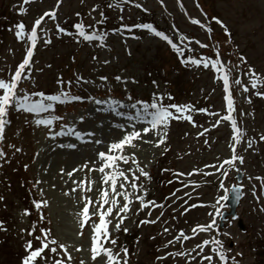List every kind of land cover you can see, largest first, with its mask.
<instances>
[{
    "label": "rangeland",
    "instance_id": "1",
    "mask_svg": "<svg viewBox=\"0 0 264 264\" xmlns=\"http://www.w3.org/2000/svg\"><path fill=\"white\" fill-rule=\"evenodd\" d=\"M9 2L12 4L14 0ZM57 2L34 0L24 5L22 0L18 5H10L9 13L1 14L8 20L5 24L0 23V79L11 80L29 46L26 41L17 40L15 25L23 23L28 33L36 19L55 10L56 19L45 17L38 29L40 39L32 65L25 70L30 78L22 79L18 95L40 92L57 95L71 90L67 92L70 96L82 99L54 104L53 112L40 117L9 110L10 124L5 128L3 143H0V150L6 154L0 159V225L3 229L0 230V264H22L28 254L25 251L28 241L34 249L40 247V241L35 237L40 236L42 230H50V239L67 246L73 258L70 264H81V260L84 264H102L103 258L91 260V227L85 226L83 235H78L80 217L77 215L84 207L82 197L97 199L96 188L101 174L87 170L76 171L71 178L67 174L85 164L89 168H98L101 163L99 152L107 153L109 145L122 139L126 132L150 127L136 118L142 104L136 109L131 105L136 102L150 104L154 95L163 97L164 105L192 106L194 111L190 114L196 126L185 120H173L166 129V142L160 147L155 146L159 135L150 132L142 140L135 141L136 148L125 149V154H135L139 167L151 177L149 180L140 176L137 181L146 191L145 200L163 204L164 208L138 211L140 204L134 200L121 230L115 231L110 225L112 236L120 241L106 247L115 252L126 247L128 264H198L201 257L197 255L199 249L192 251L195 246L205 240L219 239L224 249L229 250V264L233 261L235 264H264V187L262 181L256 179L264 178V139H261L264 137V98L255 94L264 93V85L252 89V77L247 74L251 69L264 81V0H179V3L178 0H133L148 13L155 14L152 19L159 27V30L155 28L157 31H166L163 33L185 49L177 63L176 57L167 50L168 43L146 29L134 27L133 31L124 32L126 20L112 28L117 30L107 32L103 42H85L76 35L75 24L82 22L88 26L100 17L106 23H112L118 17L137 21L133 18L138 16L135 5L127 6L128 3L115 0L112 4L120 3L117 8L108 6L111 1L62 0L57 8ZM21 6L27 9L25 15L19 14ZM193 19L204 27L192 24ZM216 20L221 21L223 27ZM57 25L69 34L59 33ZM209 28L211 33L206 30ZM181 35L187 39L181 41ZM46 39L51 43L45 44ZM197 41L207 47L201 48ZM188 48L192 51H187ZM217 53L231 72L233 116L243 133L238 144L232 139L234 133L230 122L221 119L228 114L223 81L217 79V73L211 68L181 63L187 57L199 59L203 56L215 60ZM77 77L82 79L78 81ZM117 77H120L119 81ZM237 79L240 84L234 83ZM244 87L249 91L244 92ZM33 99L38 97L33 96ZM96 100L103 103L98 105ZM110 101L124 107L114 106L115 111L110 110ZM49 115L62 119L54 120L50 127L36 126V119ZM128 116L133 119L129 120ZM69 128L85 134L83 142L75 135H56ZM69 144L75 147L69 148ZM233 145L236 155L243 157V163H239L243 173V196L236 217H226L223 226L219 227L220 215L216 213L226 209L225 200L221 198L228 195L230 187L236 183L238 161L234 167L224 165L221 169L219 165L231 158ZM120 168L134 171L136 165L129 162L120 164ZM193 172L197 174L188 175ZM174 173L184 175L177 177ZM136 175L139 176V172ZM85 177L97 181L93 191L73 192L72 189L78 187L74 181ZM174 192L175 196L172 195ZM43 200L48 206L37 211L33 201ZM25 210L30 215L25 216ZM144 220L157 222L141 224ZM213 220L215 226L209 232L187 241L168 243L180 231L192 236L194 227L208 225ZM93 222H98V217H93L90 224ZM115 223L113 220V225ZM125 228L127 236L123 231ZM165 228L169 231L165 232ZM29 232L33 235H28ZM211 247L209 245L203 254L214 256L212 264H221L210 251ZM77 248L82 251H76ZM178 251L190 252L191 256L168 255ZM44 256L47 259L38 260L37 264H55L57 260L68 264L67 257L58 247L57 253L46 250Z\"/></svg>",
    "mask_w": 264,
    "mask_h": 264
},
{
    "label": "snow or ice",
    "instance_id": "2",
    "mask_svg": "<svg viewBox=\"0 0 264 264\" xmlns=\"http://www.w3.org/2000/svg\"><path fill=\"white\" fill-rule=\"evenodd\" d=\"M34 0H23V4L27 5L33 3ZM62 0H58L56 7L59 8L60 3ZM129 0H120V3H128ZM120 3L112 4L110 3L109 7H120ZM179 3V0H178ZM135 7L139 8L140 5L137 4ZM181 7H183L181 5ZM122 10V9H120ZM95 11V9H93ZM27 9L21 6L20 15H25ZM79 15V14H77ZM103 16V13H101ZM45 17H48L52 20L56 19V11L53 10L51 12L44 13L43 16L36 19L33 27L31 28L30 32H25V25L23 23H19L15 25L16 31L15 36L18 41H26L29 45L26 49L25 58L23 61L18 65L17 70L12 75L11 80L6 82L3 79H0V143H3L5 139V128L8 124H10V120H8L9 110H15L17 112H24V113H31L34 116L40 117L44 113H51L54 111V104H65L70 103L72 101L81 100V97H73L70 96L67 92L61 91L57 95H45L44 93H34V94H24L18 95V86L21 83L22 79H29L30 77L26 74V69H30L32 65L33 56L35 53V49L37 47L38 40L40 37L38 36V29L41 28L42 23L45 20ZM103 20L99 21L98 23H102ZM192 24L200 25V27H204V25L200 24L198 20H191ZM217 24H221V21L216 20ZM92 27V26H89ZM135 28L146 29L154 36L158 37L159 39L167 42L172 50L177 54L178 57L184 56V51L182 47L178 46L176 43L173 42L167 35L163 32L157 31L153 28L150 24H141L133 26ZM76 30V35L85 42H93V41H100L103 42L106 38L104 34H100L97 32L88 33L85 30V25L81 23H77L74 25ZM123 30L132 31L131 27L125 26ZM209 33H211V29H206ZM57 31L59 33H63L68 35L65 30L59 25H57ZM181 41L187 39L182 35L179 37ZM77 42H80L78 40ZM45 44H50L51 40L46 39L44 40ZM197 43L201 48L207 47L205 44H200L198 41ZM100 46H104L101 43ZM187 51H192V49L188 48ZM243 59V58H241ZM181 63L185 65H194L196 67H203L204 69L213 70L217 73V79L223 81V90L225 92V101H226V108H227V115L221 117L222 120L230 122L232 132L234 133L232 139L235 144L240 142V138L243 135L241 130L237 127V122L233 116L235 112L234 107V100L230 91V80L229 77L231 75L230 70L226 69L224 64L219 59V54L217 53V58L215 60H209L206 57L201 56L199 59L187 57L186 59H182ZM248 75L252 77L251 79V88L257 89L261 85H264V81H261L260 78L257 76L255 72L249 69ZM82 78L77 77V80H81ZM106 80V78H101ZM118 81L120 77L116 78ZM63 83V82H61ZM71 82H69L70 84ZM235 84H240L241 81L239 79L234 81ZM244 92H248L249 88L244 87ZM256 95L261 96L264 98V93L256 92ZM33 96L38 97V99H33ZM131 99V97H129ZM171 99V97H169ZM163 97H157L154 95L153 102L150 104H143L142 102H136L131 105L133 109L137 108L138 104H142V107L139 111L136 112V118L140 119L142 123L146 122L150 125V127H145L142 130H133L131 132H126V134L120 139L118 142L111 143L108 147V151L106 152H99L98 153V160L101 162L98 168H89L87 164L81 166V168L74 169L73 172L68 173L67 175L71 178L76 171L87 170L88 172L96 171L100 173L99 179V187L96 188L98 193V197L96 200H93L90 197H82L84 199V207L82 210L77 214L79 219L80 225V232L78 235H83V229L85 226L91 227V245H90V253H91V260L93 262L97 261L98 258L102 259V264H128V249L122 248L121 252H115L113 248L106 247L107 244H111L113 246L117 245V239L112 236V232L110 231V225L113 227L115 231L121 230V225L123 224L124 220L127 219V213L131 210V204L134 202H139L140 209L138 211H143L145 208H149L154 210L155 208H164L163 204H157L155 201H146V191H144L143 186L139 185L137 181L139 180L140 176H143L145 179H151L149 174L144 171L143 168L139 167V162L135 157V154L127 155L125 154L126 148H136L137 144L135 141L142 140L144 135H148L150 132L156 133L159 135V139L156 142L155 146L160 147V145L166 142L167 132L166 129L169 127L170 122L173 120H185L189 123H192L193 126H196L191 112L194 111L192 106L190 105H164L162 103ZM249 102H251L249 100ZM96 104H102V101L96 100ZM109 107L110 110L115 111V107H124V105L119 104L115 101H110ZM115 106V107H114ZM151 109V111H150ZM203 111V110H201ZM120 114V113H117ZM129 120H132V116L127 117ZM62 117L52 116L49 115L47 118H38L35 120V124L37 127L45 126L50 127L54 120H60ZM219 121L217 122L218 126ZM56 135H75L77 140L83 142L84 135L81 132L76 131L74 128H69L67 132L61 131L56 133ZM87 135L91 136L94 133H87ZM203 135V133H201ZM54 138V137H53ZM261 139H264L262 137ZM148 143L149 141H144ZM96 143H100V141H96ZM11 147V146H10ZM69 148L75 147L72 144L68 145ZM249 147H251V142H249ZM16 151H20V149H16ZM167 151V149H165ZM233 155L230 159L224 160L222 164L219 165V168H223L224 165H228L229 167H234L236 162L239 161L243 163V157H238L236 155L235 146H232ZM5 153L0 150V159L5 158ZM131 162L132 164L136 165L135 170L128 169L127 171L122 170L120 168V164H128ZM211 167H217L212 165ZM167 171V170H166ZM136 172H139V176L136 175ZM131 173V177L129 176ZM197 174L195 172L189 173L188 175ZM227 175V173H224ZM175 176L180 177L183 176V173H174ZM208 175V173H205ZM256 179L262 181V187H264V178L257 177ZM39 183V181L37 182ZM78 185L77 188H73L72 191L75 192L77 190L81 192H91L93 191V185L97 183V181L90 180L87 177L81 179L79 181H74ZM171 183V181L169 182ZM184 187H188V185H184ZM195 187V186H193ZM223 187V184H221ZM129 188L131 191H129ZM180 191V189H177ZM228 191V190H226ZM232 194H235L237 197L239 195V189L233 188L230 190ZM41 194H43L41 192ZM255 195V192L253 193ZM68 195V193H65ZM173 196L176 193H172ZM190 195V194H186ZM2 199V197H0ZM177 199H182V197H177ZM222 200H228L229 195H225L221 198ZM121 200L123 204L121 205ZM35 208L37 211H40L43 207L48 206V202L46 200L43 201H33ZM187 203V201H185ZM193 207H196L193 205ZM91 209V211H90ZM151 210L149 211L148 215H151ZM264 210V209H262ZM187 211V209H186ZM115 212V215H114ZM25 216L30 215V213L25 210L23 213ZM163 213H161L162 215ZM216 215H222L221 213L217 212ZM93 217H98V222H93L90 224V221L93 220ZM112 217V219H109ZM43 215L41 214V219H43ZM159 218H157L158 220ZM113 220L116 223L113 225ZM157 221L153 220H144L141 221V224L147 223H156ZM215 226V220L208 225H198L192 229V236L186 235L183 231H180L178 235L174 238V240L169 241V244H175L177 242L187 241L189 239L195 238V236L199 235L200 233H207ZM0 230L2 229V225H0ZM35 231V227H33V232ZM125 233H127V229H123ZM165 232L169 231V229L165 228ZM33 232H29L28 235H33ZM36 240L40 241L39 248H33V244L31 241H28L25 246V251L28 253L22 260V264H37L38 260H46L47 258L44 256L45 251H49L51 253H57V247L63 251L64 255L67 257L68 264H70L71 260L73 259L72 256L68 253L67 246L63 244H59L57 240L50 239V230H42L41 235L35 237ZM50 245H56L57 247H50ZM212 245L210 251L218 257L221 264H229L230 258L227 256V249H224L223 243L219 239H212L211 241L205 240L202 243L195 246L192 251H196L199 249L197 253L198 256L201 257L198 264H203L204 261H207L208 264H212L214 260L213 255H204L205 249ZM167 247V245H166ZM76 251H82L81 248H77ZM169 256H191V253L188 252H176V253H168ZM167 257H159L158 259H166ZM193 260L196 257H192ZM55 264H65L64 260H57ZM81 264H84V261L81 260ZM233 264L235 262L233 261Z\"/></svg>",
    "mask_w": 264,
    "mask_h": 264
},
{
    "label": "trees",
    "instance_id": "3",
    "mask_svg": "<svg viewBox=\"0 0 264 264\" xmlns=\"http://www.w3.org/2000/svg\"><path fill=\"white\" fill-rule=\"evenodd\" d=\"M9 1L10 0H0V3H2V5H3V6H0V11L2 10V13H0V23L1 24L2 23L5 24L6 20H8L4 16H1V14L4 15V12L9 13L10 12L9 11L10 10V5H11V7H12V5H18V3L21 2L22 0H14V2L12 4ZM110 1H111V3L115 2V0H104L105 3H108ZM60 5H61V3H60ZM130 5H137V4L133 3V0H129L127 6H130ZM137 11H138L137 12L138 16L137 17H133L137 21H134L131 18L123 19L121 17H118V18H116V20H114V22L110 23V21H108L106 23L105 19L100 17V19H98L97 21L92 22L88 26H85V30L88 33L97 32V33L106 35L107 32L117 30V28L116 29H112V28H115V26L123 23V20H126L125 25L128 26V27H131L133 30H134L133 26H135L137 24H139V25H141V24H151V25H153L154 28L159 30V27L156 25V22L152 19L153 16L155 15L154 13H148V11H145L142 7L137 8ZM101 20H103V22L102 23H98ZM1 24H0V27H1ZM89 26H92V27H89ZM124 32H128V31L125 30ZM163 32H166V31H163ZM167 50L171 51L172 57H176V60H174V61L177 63V61H179L180 58L172 50L170 45L167 46ZM125 235L127 236V233H125ZM126 236H124V237L127 238ZM117 240L120 241V239H118V238H117ZM121 242H122L121 243V248H122L123 244H124V240H122Z\"/></svg>",
    "mask_w": 264,
    "mask_h": 264
},
{
    "label": "water",
    "instance_id": "4",
    "mask_svg": "<svg viewBox=\"0 0 264 264\" xmlns=\"http://www.w3.org/2000/svg\"><path fill=\"white\" fill-rule=\"evenodd\" d=\"M241 177H242V174H241V171L239 169H237V174H236V180H237V183L239 184L241 182ZM235 185V186H232L230 188L233 189V188H237L239 189V195L238 197L235 195V194H232L231 191H229V199L226 200V203L228 204V211H223L221 214V217H220V226L222 225V221L224 220L225 217H229V216H235L236 215V208L239 204V200L241 198V189L239 187V185Z\"/></svg>",
    "mask_w": 264,
    "mask_h": 264
}]
</instances>
